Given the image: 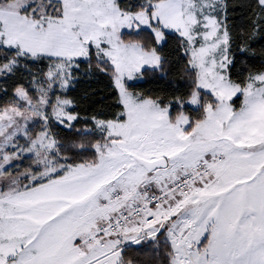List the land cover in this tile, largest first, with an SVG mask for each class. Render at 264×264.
Instances as JSON below:
<instances>
[{
    "label": "snow or ice",
    "instance_id": "6c2138e0",
    "mask_svg": "<svg viewBox=\"0 0 264 264\" xmlns=\"http://www.w3.org/2000/svg\"><path fill=\"white\" fill-rule=\"evenodd\" d=\"M0 264H264V0H0Z\"/></svg>",
    "mask_w": 264,
    "mask_h": 264
},
{
    "label": "trees",
    "instance_id": "16d2710c",
    "mask_svg": "<svg viewBox=\"0 0 264 264\" xmlns=\"http://www.w3.org/2000/svg\"><path fill=\"white\" fill-rule=\"evenodd\" d=\"M146 87L151 88V87H155V85H153V84H147Z\"/></svg>",
    "mask_w": 264,
    "mask_h": 264
}]
</instances>
